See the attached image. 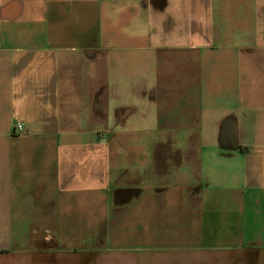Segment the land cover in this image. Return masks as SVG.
Listing matches in <instances>:
<instances>
[{
  "label": "crops",
  "instance_id": "1",
  "mask_svg": "<svg viewBox=\"0 0 264 264\" xmlns=\"http://www.w3.org/2000/svg\"><path fill=\"white\" fill-rule=\"evenodd\" d=\"M0 264H264V0H0Z\"/></svg>",
  "mask_w": 264,
  "mask_h": 264
},
{
  "label": "built area",
  "instance_id": "2",
  "mask_svg": "<svg viewBox=\"0 0 264 264\" xmlns=\"http://www.w3.org/2000/svg\"><path fill=\"white\" fill-rule=\"evenodd\" d=\"M14 132L22 133L24 132V127L20 123H17L14 127Z\"/></svg>",
  "mask_w": 264,
  "mask_h": 264
}]
</instances>
